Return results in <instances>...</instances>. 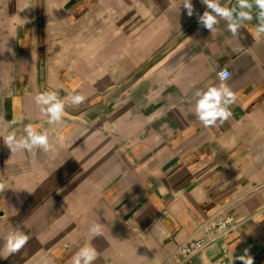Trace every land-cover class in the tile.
<instances>
[{"label": "crops", "instance_id": "0c3cea01", "mask_svg": "<svg viewBox=\"0 0 264 264\" xmlns=\"http://www.w3.org/2000/svg\"><path fill=\"white\" fill-rule=\"evenodd\" d=\"M183 3L0 0V264H71L84 247L93 264H232L244 249L264 264L259 9L233 35L223 19L211 33L198 23L201 0L192 17ZM222 68L236 102L206 128L196 94L218 87ZM45 92L64 102L58 123L36 102ZM27 125L48 151L4 144ZM226 215L237 227L185 261L178 246ZM17 230L29 240L9 254Z\"/></svg>", "mask_w": 264, "mask_h": 264}, {"label": "clouds", "instance_id": "9594fccd", "mask_svg": "<svg viewBox=\"0 0 264 264\" xmlns=\"http://www.w3.org/2000/svg\"><path fill=\"white\" fill-rule=\"evenodd\" d=\"M253 2L259 9L257 31L264 32V0H237L238 7L231 9L221 6L219 0H201V3L206 5L207 10L202 15L197 14L198 23L211 33L216 30L215 26L219 23V19H223L227 22L228 30L235 35L243 27L244 21H250L253 18L251 15ZM183 6L189 17L195 14L192 0H184ZM217 75L221 82L218 87H209L206 91H200L196 94L198 99L195 104V114L206 128L215 127L217 122L222 125L227 121L232 115L230 106L236 102V95L225 83L231 78V73L227 68H224ZM69 99L73 104L79 105L85 101L86 97L77 94L72 95ZM36 102L46 106L41 107V112L48 117L50 124L61 121L65 105L55 92L37 95ZM24 131L26 136L21 139H17L14 132L4 138V144L11 149V152L17 149L31 151L33 147L37 146L45 151L50 149L47 133L35 131L31 125L25 126ZM2 189L3 185L0 184V190ZM89 231L93 236L100 235L101 226L99 224L93 225ZM28 240L27 234L17 230L8 235L5 247L9 254H14L27 244ZM96 256L97 253L94 249L84 247L72 257L71 264H93ZM235 260H239L241 264H254V258L250 255L249 249H244L242 255L233 258L232 264H235Z\"/></svg>", "mask_w": 264, "mask_h": 264}, {"label": "built area", "instance_id": "2783aa9c", "mask_svg": "<svg viewBox=\"0 0 264 264\" xmlns=\"http://www.w3.org/2000/svg\"><path fill=\"white\" fill-rule=\"evenodd\" d=\"M236 227L237 223L231 215H226L217 220H206L197 227L185 243L178 246L177 251L183 256L185 261H188L212 242L226 237Z\"/></svg>", "mask_w": 264, "mask_h": 264}]
</instances>
